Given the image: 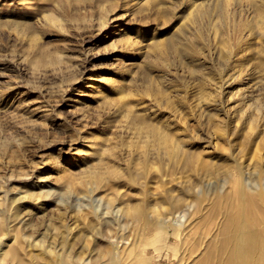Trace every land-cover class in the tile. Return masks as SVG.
Instances as JSON below:
<instances>
[{
  "label": "rangeland",
  "instance_id": "1",
  "mask_svg": "<svg viewBox=\"0 0 264 264\" xmlns=\"http://www.w3.org/2000/svg\"><path fill=\"white\" fill-rule=\"evenodd\" d=\"M258 177L264 0H0V236L31 264H174L169 212L215 235ZM239 202L264 242V191Z\"/></svg>",
  "mask_w": 264,
  "mask_h": 264
},
{
  "label": "bare ground",
  "instance_id": "2",
  "mask_svg": "<svg viewBox=\"0 0 264 264\" xmlns=\"http://www.w3.org/2000/svg\"><path fill=\"white\" fill-rule=\"evenodd\" d=\"M240 176H242V173H240ZM243 181L244 178L243 180L241 178L237 180L240 192V196L237 198L238 201L228 196L223 197V200L225 199V202H223L225 209L221 216L224 219L221 225L217 223L219 226L216 228L215 235L211 234V231H198L195 219L196 215L202 212L200 211V205L185 204L177 211L169 212V216L164 219V224H166L165 228H171L177 237L178 251L174 264H255L257 262L264 264L263 237L259 229L247 225L250 223L254 225L260 219H256L252 214H249L246 219L239 202L241 195L243 197L247 189H254L258 194L263 193L264 178L258 177L255 181H249L248 183ZM214 192L217 193V188H214ZM221 205L212 204L210 213L206 218L208 220L215 218L217 213L222 211ZM252 206L254 207V204ZM9 214L10 232H5L4 219H1V227L4 233L3 236H0V264H31L28 258L33 253L28 252L27 247H42L44 242L41 245L23 241L19 233V224L15 223L16 216L13 213ZM8 233L10 234L8 235ZM224 234L226 236L220 238ZM3 237L4 239L6 237L5 242ZM110 245L111 251L108 252V256L111 264H115L118 259L115 254H118L120 247L111 242ZM51 247L56 248V246ZM51 247L46 246L47 251L45 252L47 254L50 253L49 249ZM66 255L67 258L57 256L55 260H52L53 264H78L77 261L70 258L67 252ZM142 264H145V262Z\"/></svg>",
  "mask_w": 264,
  "mask_h": 264
}]
</instances>
